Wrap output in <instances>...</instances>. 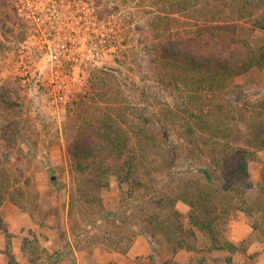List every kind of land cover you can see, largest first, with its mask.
Listing matches in <instances>:
<instances>
[{"label": "rangeland", "instance_id": "rangeland-1", "mask_svg": "<svg viewBox=\"0 0 264 264\" xmlns=\"http://www.w3.org/2000/svg\"><path fill=\"white\" fill-rule=\"evenodd\" d=\"M169 11V0H0V89L5 84L16 87L22 103L18 117L10 123L0 120V137L7 126L12 160L31 178L23 188L26 209L12 202L1 207L0 245L5 249L10 243L13 252L17 248L19 264H83L81 251H86L87 264H100L91 262V251L109 247L92 237L108 232L120 237L123 246L132 245L141 226L152 237L158 258L150 253L134 264L174 259L172 245L144 220L157 214L160 220L172 221L171 210L160 208L157 200L190 176L204 180L202 173L188 170L205 166L209 156H191L192 150L199 151L185 132L186 108L196 112L197 107L189 102L187 92L163 85V69L156 61V47L192 31L197 14L195 9L187 14ZM257 40L263 42L264 37ZM234 90L235 103L262 99L264 71L253 69L238 77ZM229 109L225 107L221 115ZM109 118L127 133L128 151L123 169L111 173L110 187L101 195L106 209L121 210L124 222L109 219L90 228L69 208L79 184L77 163L69 150L91 138L93 128ZM197 139L195 135L193 140ZM46 161L56 170L54 180ZM219 174L222 171L215 178ZM263 189L247 194L248 206H254L252 221L260 228ZM150 196L148 203L143 201ZM243 197L241 188H236L230 192L229 209L215 213L221 242L229 238V219ZM181 220L189 228L187 214ZM187 240L203 247L196 254L204 250L215 264H229L228 255L210 253L212 237L206 230ZM23 242L25 252L20 251ZM55 252L58 256H51ZM263 263L262 253L241 252L233 258V264Z\"/></svg>", "mask_w": 264, "mask_h": 264}, {"label": "trees", "instance_id": "trees-1", "mask_svg": "<svg viewBox=\"0 0 264 264\" xmlns=\"http://www.w3.org/2000/svg\"><path fill=\"white\" fill-rule=\"evenodd\" d=\"M169 7L171 14H187L195 9L196 24L188 34L169 37L156 47L159 51L156 61L163 69V85L172 91L187 92L189 102L197 107L196 112L186 108L189 115L184 125L185 132L199 151L192 150L191 156L202 158L207 154L209 158L205 166L188 170L190 174L202 173L204 180L190 176L183 184H174L166 197L157 200L160 208L171 210L168 219L172 221L160 220L159 215L154 214L144 223L161 233L173 246L174 252L181 248L194 249L195 245L187 239H196L197 230H206L211 235V247L228 249L231 254L245 251L243 244L237 245L228 239L221 242L215 228V213L229 209L230 202L227 201H232L231 191L241 188L242 195L248 193L251 189L249 164L260 163L257 152L264 148V95L257 102L244 104L235 103V96L231 94L235 91L234 82L238 77L253 69L264 71V41L257 40L259 35L264 37V0H169ZM21 106L18 89L9 84L1 86L0 120L10 123L22 112ZM225 107L230 109L222 116ZM2 128L6 129L4 136L0 137V226L4 224L1 207L5 201L27 208L23 188L31 181L20 163L12 160L13 149L6 142L10 139V136L6 138L7 126ZM91 135L69 150L79 173L77 193L71 195L69 208L94 228L109 219L122 220L121 210L113 212L105 208L101 190L110 187L112 172L118 173L123 169L128 143L125 130L110 118L94 127ZM195 135L198 136L197 141L193 140ZM220 171L222 174L215 178L214 175ZM150 197L143 198V201L148 203L152 199ZM179 200L190 206L189 228L176 208ZM253 207L247 206L244 210L252 215ZM141 232L149 233L144 226H141ZM91 239L93 242L101 239L103 244L121 253H126L131 245L123 246L120 237L108 232H104L101 238ZM9 245L5 249L0 248V253L7 256V264H19ZM22 251H26L24 242ZM54 255L58 256L57 252L51 256ZM151 257L158 258L155 248ZM29 261L31 263L32 259ZM159 261L157 264H179L173 259ZM226 261L233 264L232 255L227 256Z\"/></svg>", "mask_w": 264, "mask_h": 264}, {"label": "crops", "instance_id": "crops-1", "mask_svg": "<svg viewBox=\"0 0 264 264\" xmlns=\"http://www.w3.org/2000/svg\"><path fill=\"white\" fill-rule=\"evenodd\" d=\"M257 157L260 160V163H250L249 164V176L248 183L251 186V189L248 191H255L262 188L264 186V148L260 149L257 152ZM263 180V181H262ZM264 190V189H263ZM246 193L242 198L241 204L236 206L235 213L229 219L228 223V232L229 238L228 240L232 241L237 245H242L245 251H237L234 254H231L228 249L214 248L211 247L212 242L209 244L211 248L210 253L221 252L228 256L232 255V259L235 255L239 253L246 254H255L262 253L264 254V226L261 228L257 225H254L252 221V215H249L244 210L249 203V199ZM10 202V201H5ZM4 202V203H5ZM241 205V207H239ZM176 208L180 211L181 214H187L188 224H189V212L190 206L182 200H179L176 203ZM197 230V235H198ZM149 233L139 232L135 237L132 245L129 247L126 253H121L109 248H95L90 256L91 262L96 261L100 264H134V260L141 256H148L152 253L153 242L152 237L148 235ZM253 238V239H252ZM252 239V240H251ZM246 243V244H245ZM171 245V244H170ZM198 247V246H197ZM0 248L3 249V245H0ZM22 251V245L20 248ZM203 249V247H198L194 249L181 248L177 252H174L173 246V260L178 262L179 264H188V263H196V264H215L214 259L209 257V253L202 250L204 253L196 254L197 250ZM210 250V249H209ZM90 252V251H89ZM13 253H18L17 248H14ZM86 251H81V256H79L80 263L87 264ZM5 253H0V264H7ZM197 255V256H196ZM184 257H187L185 260ZM90 261V260H89ZM226 261V260H225ZM227 263V261H226ZM264 264V263H263Z\"/></svg>", "mask_w": 264, "mask_h": 264}, {"label": "water", "instance_id": "water-1", "mask_svg": "<svg viewBox=\"0 0 264 264\" xmlns=\"http://www.w3.org/2000/svg\"><path fill=\"white\" fill-rule=\"evenodd\" d=\"M45 166L48 169L51 179L54 180L56 178V170L53 168L51 162L46 161Z\"/></svg>", "mask_w": 264, "mask_h": 264}]
</instances>
